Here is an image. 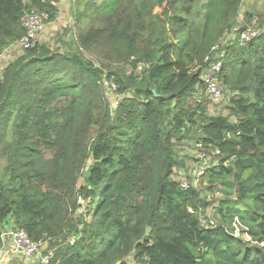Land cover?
Here are the masks:
<instances>
[{
    "label": "trees",
    "instance_id": "1",
    "mask_svg": "<svg viewBox=\"0 0 264 264\" xmlns=\"http://www.w3.org/2000/svg\"><path fill=\"white\" fill-rule=\"evenodd\" d=\"M240 1L88 2L79 42L114 65L38 42L8 62L0 233L10 216L54 247L50 264H264V31L223 48L216 76L234 92L233 120L194 98L211 97L202 73L215 58L205 57L232 30ZM58 2L0 0V52L23 36L26 11L52 20ZM194 126L220 151L201 179L223 193L215 226L201 222L208 203L197 187L172 177L182 166L175 142ZM234 221L249 239L233 234Z\"/></svg>",
    "mask_w": 264,
    "mask_h": 264
},
{
    "label": "rangeland",
    "instance_id": "2",
    "mask_svg": "<svg viewBox=\"0 0 264 264\" xmlns=\"http://www.w3.org/2000/svg\"><path fill=\"white\" fill-rule=\"evenodd\" d=\"M100 0H61L59 14L61 17H57L51 24L52 27H48L41 38H37L38 43H44L49 48L56 50L58 52L72 53L80 52L87 59L93 61L97 66H100V62L113 64V61H110L102 55L101 52H92L84 48L78 38V29L81 26L87 24V19H89L88 14L91 13L85 11V4L88 2H95ZM60 2V1H59ZM86 12V15L81 17L80 21L76 20L77 11ZM52 21V20H51ZM245 28L249 30L254 35L259 34L264 31V0H241L238 6L237 14L234 18L233 28ZM231 32V31H230ZM226 32L222 36L219 44V49L225 48L224 46L232 43L235 40L234 36ZM41 34V35H42ZM17 44V43H16ZM18 45V44H17ZM16 48L9 49L6 47L1 51V64L4 66L9 60L15 58L17 53L21 52L19 46ZM103 56V57H102ZM1 67V66H0ZM1 72V71H0ZM196 99H201L205 106L206 114L208 115H224L227 116L230 120H233V115L228 113L227 106L229 104L230 98L234 96V92L229 91L225 88L217 96L207 97L203 94L195 93ZM115 98V97H114ZM113 98V99H114ZM183 137L178 139L175 142V152L179 161L182 162V166L179 168H174L172 177L175 179H182L187 176L189 169L194 165H203L206 167L217 166L220 163V160L215 155L209 151L210 149L201 150L197 147L196 143L200 133L197 127H189L183 133ZM9 139V137H7ZM203 153V154H202ZM6 165L5 158L0 156V178L3 176L4 167ZM200 197L205 200L208 205L202 210L201 218L204 220H214L216 223L219 222L217 216V208L219 205V200H221L223 193L220 190L218 184L210 185L207 180H202L201 185L197 187ZM82 207L85 206V203L81 201ZM83 208L79 211L81 212ZM6 220L11 221L9 216ZM233 229V226H232ZM244 239H249L246 233H239Z\"/></svg>",
    "mask_w": 264,
    "mask_h": 264
},
{
    "label": "built area",
    "instance_id": "3",
    "mask_svg": "<svg viewBox=\"0 0 264 264\" xmlns=\"http://www.w3.org/2000/svg\"><path fill=\"white\" fill-rule=\"evenodd\" d=\"M50 22L49 13L42 9L31 8L26 11L21 17V24L25 30L23 36L15 43L20 47L21 52L35 42L37 38L41 36L44 32L46 25ZM237 28H232L231 34L235 37L238 36V41L243 43L249 40L254 34L249 30H243L240 33L235 31ZM10 47V46H8ZM7 47V48H8ZM9 49V48H8ZM20 52V53H21ZM1 53V52H0ZM19 53V54H20ZM224 56V51L219 49V44H215L212 47V55H208L205 59L215 58L214 61L207 66L202 73V79L205 83L206 92L212 97L217 96L224 90L222 85L217 79V72L220 70L222 65V58ZM1 54H0V64H1ZM1 66V65H0ZM0 67V71H1ZM1 74V72H0ZM109 81H104V85L108 86ZM111 88H115L111 84ZM116 102V101H115ZM197 147L201 150L209 149L210 146H205L201 140L196 143ZM212 155H219L220 151L218 148H212L209 150ZM203 154V153H202ZM219 158V157H218ZM204 165V164H203ZM194 165L189 169L187 176L180 179V186L183 189H189L192 187H198L201 185L202 176L205 173L206 166ZM202 219V218H201ZM203 224L209 226H215L216 222L214 220L202 219ZM232 232L235 236H239L240 225L237 221L232 222ZM1 246H0V264H2L3 258L9 253L20 255L23 261L30 262V264H50L51 258L53 257L54 247L49 246L47 239L33 240L29 237L26 231L21 227H16L12 220H4L2 224V229L0 233Z\"/></svg>",
    "mask_w": 264,
    "mask_h": 264
},
{
    "label": "crops",
    "instance_id": "4",
    "mask_svg": "<svg viewBox=\"0 0 264 264\" xmlns=\"http://www.w3.org/2000/svg\"><path fill=\"white\" fill-rule=\"evenodd\" d=\"M60 2H58L56 5L58 7V13L56 15V17L54 19H52V21L50 20V22L46 25L45 27V30L48 29V27H52L51 24L52 22L57 18V17H61V15L59 14V10L61 9L60 7V4H61V0H59ZM44 30V32H45ZM44 37L43 34L41 35V38ZM15 46L16 43H13L10 45V48L11 49H14L16 48ZM9 48V51H11V49ZM19 55V53H17V56ZM13 56H11V59L9 61H12L14 58H12ZM8 63V62H7ZM6 63V64H7ZM5 64V65H6ZM4 65V66H5ZM4 66L1 65V67L3 68ZM1 68V70H2ZM2 264H30V262H27V261H23V258L20 256V255H15V254H12V253H9L8 255H5V257L3 258V261H2Z\"/></svg>",
    "mask_w": 264,
    "mask_h": 264
},
{
    "label": "water",
    "instance_id": "5",
    "mask_svg": "<svg viewBox=\"0 0 264 264\" xmlns=\"http://www.w3.org/2000/svg\"><path fill=\"white\" fill-rule=\"evenodd\" d=\"M153 92H154V89H153ZM88 166V163L86 164V167Z\"/></svg>",
    "mask_w": 264,
    "mask_h": 264
}]
</instances>
